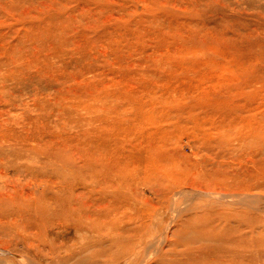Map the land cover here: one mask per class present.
<instances>
[{
  "label": "rangeland",
  "instance_id": "rangeland-1",
  "mask_svg": "<svg viewBox=\"0 0 264 264\" xmlns=\"http://www.w3.org/2000/svg\"><path fill=\"white\" fill-rule=\"evenodd\" d=\"M138 230L136 264H264V0H0V264Z\"/></svg>",
  "mask_w": 264,
  "mask_h": 264
},
{
  "label": "bare ground",
  "instance_id": "bare-ground-1",
  "mask_svg": "<svg viewBox=\"0 0 264 264\" xmlns=\"http://www.w3.org/2000/svg\"><path fill=\"white\" fill-rule=\"evenodd\" d=\"M154 149H159V148L158 147L156 148L154 146V148L151 149V150H154ZM35 210H37V209H35ZM35 210H34V212H36ZM41 210H43V209H41ZM31 216H33V214ZM31 216H29V217L27 216L28 220H29V218ZM24 217H25V215H24ZM33 218H34V216H33ZM85 220H88V219H85ZM31 223H32V221H31ZM72 229H73V233H75V240H76L77 244L79 245L78 249L82 250L79 254L86 253L85 249L88 248V242L89 241L83 240V241L78 242L77 240H78V238H84L85 239V238L92 237V235L90 233H88V232L90 230H93V229H88L87 228V224L84 223V222L74 223L72 225ZM123 229H126V228H123ZM165 238H166V235H164L162 243L166 242L165 244L167 245V238L166 239ZM125 240L126 241L124 243H125L126 247L118 256H117V254H118V250H119V245H116V248L113 250V253H108L105 256V258H107V260L109 261L107 264H131V262H134V264L137 263V261L140 258L139 255L141 254V251L143 249V247L141 246L142 245V240H143V235L140 233V230H138L137 232L131 233L128 236V239H125ZM127 242H134L135 245L128 246ZM209 256H210V259L212 260L213 256L211 254Z\"/></svg>",
  "mask_w": 264,
  "mask_h": 264
}]
</instances>
